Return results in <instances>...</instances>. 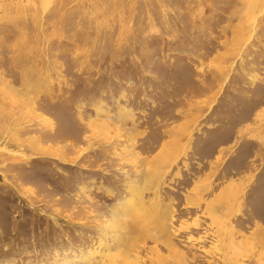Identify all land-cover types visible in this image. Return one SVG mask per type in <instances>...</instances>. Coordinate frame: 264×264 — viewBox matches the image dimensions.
<instances>
[{
  "label": "rangeland",
  "instance_id": "374dc122",
  "mask_svg": "<svg viewBox=\"0 0 264 264\" xmlns=\"http://www.w3.org/2000/svg\"><path fill=\"white\" fill-rule=\"evenodd\" d=\"M0 264H264V0H0Z\"/></svg>",
  "mask_w": 264,
  "mask_h": 264
}]
</instances>
